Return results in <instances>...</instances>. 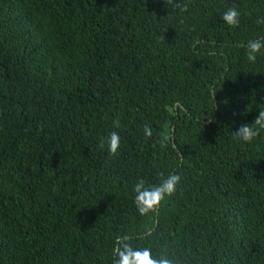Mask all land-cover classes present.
Returning <instances> with one entry per match:
<instances>
[{
    "label": "trees",
    "instance_id": "obj_1",
    "mask_svg": "<svg viewBox=\"0 0 264 264\" xmlns=\"http://www.w3.org/2000/svg\"><path fill=\"white\" fill-rule=\"evenodd\" d=\"M174 2L0 0V264H113L125 234L181 264H264V130L232 135L264 110V49L245 55L264 0ZM170 173L141 216L133 185Z\"/></svg>",
    "mask_w": 264,
    "mask_h": 264
},
{
    "label": "clouds",
    "instance_id": "obj_2",
    "mask_svg": "<svg viewBox=\"0 0 264 264\" xmlns=\"http://www.w3.org/2000/svg\"><path fill=\"white\" fill-rule=\"evenodd\" d=\"M167 6L171 5L178 8L181 12L188 10L187 4L175 3L174 0H164ZM241 13L237 10V7L233 6L224 11L222 20L224 23L231 27H237L240 23ZM257 23L264 24V18H261ZM264 49V38L249 40L246 45L245 55L249 62H255L257 54L261 53ZM215 99V96H214ZM255 127H254V126ZM114 128H119L121 122L119 119L114 121ZM260 130H264V110H261L253 123L242 124L235 133H232L234 139L242 140L244 142L251 143L254 138L260 135ZM144 133L146 137L153 135L151 127L145 125ZM169 137L165 134H161L160 145L161 147H168ZM106 142L108 145V151L111 155L115 156L120 148V135L117 131H111ZM105 140L101 139L100 147H103ZM173 150L177 151V145L171 144ZM163 177V173H160ZM181 182V176L176 173H170L166 178H163L159 184H152L146 186L143 179L138 180L133 185L134 204L137 211L141 216H147L150 213H156L165 199V197H172L177 192V186ZM151 236L150 230H145L137 238H148ZM133 236L125 234L117 237L114 247L115 259L113 264H181L180 258L175 254H170L169 250H162L159 254L154 255L151 247H133L130 242Z\"/></svg>",
    "mask_w": 264,
    "mask_h": 264
}]
</instances>
